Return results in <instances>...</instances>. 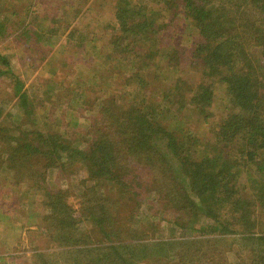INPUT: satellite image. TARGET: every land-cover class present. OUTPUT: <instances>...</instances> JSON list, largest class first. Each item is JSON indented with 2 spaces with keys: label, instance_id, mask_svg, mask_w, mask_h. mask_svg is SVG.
<instances>
[{
  "label": "trees",
  "instance_id": "trees-1",
  "mask_svg": "<svg viewBox=\"0 0 264 264\" xmlns=\"http://www.w3.org/2000/svg\"><path fill=\"white\" fill-rule=\"evenodd\" d=\"M23 5L0 0V41L35 33L26 21L34 11ZM113 5L104 60L128 65L129 75L113 85L90 79L106 86L83 140L53 131L48 116L36 124L35 99L0 52V77L13 78L21 110L12 122L0 109V174L14 171L11 183L43 204L48 247H34L31 264H231V251L240 264H264V0ZM183 31L191 35L186 58L164 47ZM180 58L199 78L177 71ZM163 70L177 72L176 83ZM149 76L163 78L162 93L148 91ZM202 125L205 143L191 133ZM63 168L83 173L79 211L66 190L47 185L49 172Z\"/></svg>",
  "mask_w": 264,
  "mask_h": 264
},
{
  "label": "rangeland",
  "instance_id": "rangeland-1",
  "mask_svg": "<svg viewBox=\"0 0 264 264\" xmlns=\"http://www.w3.org/2000/svg\"><path fill=\"white\" fill-rule=\"evenodd\" d=\"M11 2L24 4L26 9L30 7V10L34 11L32 17L26 21L32 23L35 33L32 36L29 31V36L22 39L10 38L5 42L0 41V52L9 59L15 76L23 81L24 88L28 90L31 98L35 99L33 117L36 124H42L43 117L48 116L49 128L59 130L64 135H75L76 142L83 140L98 120L97 113L106 86V82L99 86L90 85V79L104 76L102 81L112 82L111 85L119 84L120 80L118 82L117 80L124 78V74L128 73L127 70L130 68L128 65L125 69L121 65L110 63L109 65L114 66L116 70V73L110 75L108 71L111 67L104 60L108 53L107 42L111 31L105 27L114 21L113 0H11ZM55 11L57 18L54 22L49 15ZM183 32L181 36L174 37L173 43L171 39H167V45L164 47L177 46L179 51L185 50L183 57L186 58L187 53L189 54L187 50L191 48V35L188 31ZM181 60L180 58L179 61ZM187 61L182 60V65L177 71L185 74L184 78L195 81L199 77L194 73L196 70L191 65L188 66ZM118 71L123 75L119 73L115 79L113 75H117ZM172 71L163 70L167 83L178 76L177 72ZM148 79L150 81L148 91L162 93L158 87H162L160 81L163 78L153 79V76H149ZM175 80L173 83H176ZM9 81L13 83V78L0 77V109L8 115L7 121L15 122L21 119V110L15 98L13 99ZM125 87L127 90L131 86ZM217 94L218 103L221 100L219 97L222 96L220 89H217ZM213 112L217 118L221 117L223 106L216 105ZM207 127L208 125H202L198 129L191 128V133L200 135L205 143L209 139L203 128L207 130ZM199 149H204V146L200 144ZM12 173L0 174V264H31L32 256L36 254L35 248H38L37 251H47L48 247L47 236L41 234L39 228L42 223V198L38 195L35 200L33 195L26 196L25 190H22L24 188L21 189L23 186L16 185V182L11 183V179H8L9 174L10 178L11 176L13 178ZM46 180L48 186L54 185L66 190L70 196L68 203L76 211L81 209L77 193L82 190L80 184L83 180L82 172L74 171L73 168H68L67 171L64 168L63 171L53 169ZM157 234L161 238L168 237L170 231L165 229ZM225 258L231 264H240L235 251L228 252Z\"/></svg>",
  "mask_w": 264,
  "mask_h": 264
}]
</instances>
